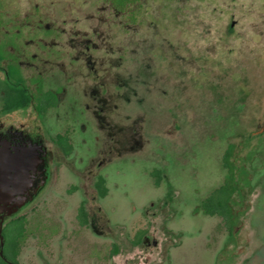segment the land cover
Returning a JSON list of instances; mask_svg holds the SVG:
<instances>
[{
    "label": "rangeland",
    "instance_id": "rangeland-1",
    "mask_svg": "<svg viewBox=\"0 0 264 264\" xmlns=\"http://www.w3.org/2000/svg\"><path fill=\"white\" fill-rule=\"evenodd\" d=\"M0 13L32 94L37 79L60 91L44 120L29 104L4 125L39 137L48 166L19 211L21 264H264V0H0ZM67 128L65 156L50 136ZM228 144L230 232L200 208Z\"/></svg>",
    "mask_w": 264,
    "mask_h": 264
},
{
    "label": "trees",
    "instance_id": "trees-1",
    "mask_svg": "<svg viewBox=\"0 0 264 264\" xmlns=\"http://www.w3.org/2000/svg\"><path fill=\"white\" fill-rule=\"evenodd\" d=\"M109 2L117 11H125L129 6L136 3L138 0H104ZM0 16L2 14L0 13ZM3 21L0 17V26ZM8 37L7 40H0V60L3 58H11L13 54L6 49L8 44L15 45L14 41ZM0 70H4L0 67ZM6 72L9 81L13 84H5L4 79L0 78V100L5 102L8 110L14 108H24L31 101V95L27 92L24 79L19 71L16 62L9 60L6 66ZM57 101L56 95L51 91H46L41 94L36 103V109L41 116L45 113L46 109L55 105ZM54 140L62 150L64 155L68 156L73 150V144L69 136V131L66 129L62 133H57ZM233 145L228 144L221 160V166L225 170L224 179L221 184L213 188L203 199L200 201L201 210L209 216H220L225 224L228 232L231 231L232 225L235 220V213L232 207V196L237 190L235 180L234 166L230 161ZM152 175L155 178V184L158 185L161 179V171L154 169ZM98 195L104 197L107 193L105 185V178L102 175H97L95 183ZM77 217L81 224H86L87 213L84 208V203L81 202L77 209ZM28 218L25 213L16 214L7 218L2 225L3 246L2 253L4 258L0 256V264H10V262L17 263L16 256L19 253L21 245L25 242L29 233ZM139 241V239H137Z\"/></svg>",
    "mask_w": 264,
    "mask_h": 264
},
{
    "label": "water",
    "instance_id": "water-1",
    "mask_svg": "<svg viewBox=\"0 0 264 264\" xmlns=\"http://www.w3.org/2000/svg\"><path fill=\"white\" fill-rule=\"evenodd\" d=\"M44 151L39 141L22 130L0 133V256L2 224L30 201L45 185ZM155 244L156 242L153 241ZM5 259V258H4ZM15 264V263H11Z\"/></svg>",
    "mask_w": 264,
    "mask_h": 264
},
{
    "label": "flooded vegetation",
    "instance_id": "flooded-vegetation-1",
    "mask_svg": "<svg viewBox=\"0 0 264 264\" xmlns=\"http://www.w3.org/2000/svg\"><path fill=\"white\" fill-rule=\"evenodd\" d=\"M8 37H12L11 39L14 41V44H15V45L8 44V45L6 46V49H8L9 52H11V53L13 54V57H11V58H3V59L0 60V62H1V61H6V66H7V64L9 63V60L14 61V62L17 63L18 68H19V71H20V73H21V75H22V77H23V79H24V85H25V88H26L27 92H29V94L31 95V101L29 102V104L33 105L34 113L36 114L37 118L44 120V118L46 117V115L48 114V112L50 111V109H53V108H55V107L58 105V102H59V99H60V98H59V93H60V91H58L57 89L44 88V87L42 86V84H41L40 79H37V80L33 81V82H34L33 84H34V86H35V87H33V89L35 90V95L32 94L31 89H30V85H29V83L26 82V79H25V77H24L23 74H22V67H23V64H22V62H21L20 60L17 59V55H18V54L16 55V53L19 52V49H17L16 47L18 46V45H17V40L20 38V33H19L18 31L15 32V33H10V34L7 33V32H0V40H7ZM85 48H86V50H89L90 46H89V45H86ZM6 66H5V68H3L4 70H0V71H4V74H3L2 76L0 75V78H1V79H4L5 84H8V83L13 84V81H9V80L7 79L8 76H7V72H6ZM0 67H1V66H0ZM1 68H2V67H1ZM0 91H2V90H0ZM46 91H51V92H53V93L56 95L57 101H56L55 105L48 107V108L46 109L45 113L43 114V116H41L40 113L37 111L35 105H36V103H37L38 98L41 96V94H42L43 92H46ZM100 101H102V103H104V100H103V99H100ZM29 104H28V105H29ZM28 105H27V106H28ZM27 106H26V107H27ZM24 108H25V107H24ZM24 108H14V109L8 110V109L6 108V106H5V102H4V101L1 102V100H0V133H1V132H5V131L8 130V129H12V130H16V129H18V130H22L24 133H27V132H25V131L23 130L22 127L15 126V125L12 124V123H9L8 125L4 126V125H5V122H6V120H7L6 117H7L8 115L13 114V113H15L16 111L22 110V109H24ZM20 126H21V124H20ZM63 130H64V129H63ZM67 130L69 131L68 128H67ZM62 132H63V131H59V132H57V133H62ZM57 133H55V134H57ZM27 134H29V133H27ZM55 134L50 136V141H51L52 145H55L56 147L59 148V146L57 145V143H56L55 140H54V136H55ZM29 135H30V134H29ZM30 136H31V135H30ZM69 136H70V131H69ZM31 137H32L34 140L39 141V143L41 144V146H42V148H43L42 140H41L39 137H37V136H35V137L31 136ZM70 139H71V137H70ZM59 149H60V148H59ZM60 150H61V149H60ZM61 151H62V150H61ZM65 156H66V155H65ZM42 167H45V172H44V174L47 175V180H48V166H47L46 160H45V162H44V164H43ZM47 180H46V181H47ZM95 180H96V179H95ZM46 183H47V182H46ZM46 183H45V184H46ZM94 183H95V182H94ZM36 195H37V194H36ZM36 195H35V196H36ZM35 196H34L30 201H32V200L35 198ZM28 202H29V201H28ZM80 203H81V202H80ZM79 205H80V204H79ZM79 205H78V206H79ZM23 207H24V206H23ZM23 207H22V208H23ZM22 208H20L16 214H19V211H20ZM77 209H78V208H77ZM85 211H86V210H85ZM16 214H14V215H16ZM14 215H13V216H14ZM215 216H216V215H215ZM11 217H12V216H11ZM219 217H220V216H219ZM7 218H10V217H7ZM7 218H5L4 221H5ZM220 218H221V217H220ZM221 219H222V218H221ZM87 220H88V219H87ZM4 221H3V222H4ZM78 221H79V219H78ZM79 224H80L81 226H85V225L87 224V222H86V224H81V223L79 222ZM2 225H3V224H2ZM153 241H155L156 243L154 244ZM141 242H143V243L148 242V237H147V236H143V238L141 239ZM152 244H153V245H156V244H157V241H156L155 239H153V240H152ZM23 245H24V243H23ZM23 245H21L20 250H19V253H18V255L16 256L17 263H15V264H21L20 261H19V255H20L21 248L23 247ZM11 263H14V262H10V264H11Z\"/></svg>",
    "mask_w": 264,
    "mask_h": 264
}]
</instances>
